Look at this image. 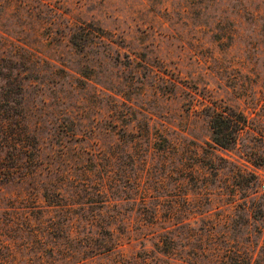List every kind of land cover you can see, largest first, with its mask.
<instances>
[{"label": "rangeland", "instance_id": "1", "mask_svg": "<svg viewBox=\"0 0 264 264\" xmlns=\"http://www.w3.org/2000/svg\"><path fill=\"white\" fill-rule=\"evenodd\" d=\"M0 264H264V0H0Z\"/></svg>", "mask_w": 264, "mask_h": 264}, {"label": "trees", "instance_id": "2", "mask_svg": "<svg viewBox=\"0 0 264 264\" xmlns=\"http://www.w3.org/2000/svg\"><path fill=\"white\" fill-rule=\"evenodd\" d=\"M212 142L218 148L229 150L247 126V118L229 107L214 110L211 120Z\"/></svg>", "mask_w": 264, "mask_h": 264}]
</instances>
